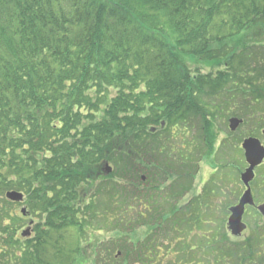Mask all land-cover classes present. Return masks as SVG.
I'll return each mask as SVG.
<instances>
[{
    "label": "trees",
    "instance_id": "1",
    "mask_svg": "<svg viewBox=\"0 0 264 264\" xmlns=\"http://www.w3.org/2000/svg\"><path fill=\"white\" fill-rule=\"evenodd\" d=\"M263 42L264 0H0V258L92 263L88 250L100 259L96 224L109 221V204L120 208L116 228H164L171 212L157 210L155 191L194 173L172 194L191 188L204 161L215 167L212 110L255 87L264 93ZM13 191L38 219L30 239L18 233L27 219L6 198ZM145 198L155 214L131 216ZM215 240L209 264H225L230 250ZM119 242L108 241L100 264H157L170 249L140 237ZM186 246L179 264L194 262Z\"/></svg>",
    "mask_w": 264,
    "mask_h": 264
},
{
    "label": "rangeland",
    "instance_id": "2",
    "mask_svg": "<svg viewBox=\"0 0 264 264\" xmlns=\"http://www.w3.org/2000/svg\"><path fill=\"white\" fill-rule=\"evenodd\" d=\"M195 67H194V69H195ZM201 68L202 69H200V72H202L203 74L216 73V71L219 70L218 68L210 69L207 66H201ZM261 68H262V71L259 74H261L260 79L262 81V85L260 86V88L263 89L264 88V60L263 59L261 60ZM220 69L224 70L225 68L223 66ZM233 82L235 84H237L239 87V82L236 79H233ZM254 90H255V92H245L246 94H244V95H242V93L238 94L240 96V98L236 99V103L234 104L233 107L232 106L229 108L221 107L219 109L213 108L212 111L214 112V115L212 117V121L214 123V125H213L214 133H215V135H217V138L219 137V142H221V141L225 142V146H227V143L230 139L236 137V130L239 128L241 123H243V121H245L246 118H247L246 124L243 128H240V133L237 136H242V138H244V137L247 138L249 136H254V133H253L254 131H257L258 134L259 133L261 134L262 130H264V93H260L259 91H257V87H255ZM244 98H247L248 100L244 99ZM260 98H262L263 100L258 101V99H260ZM242 99H244V100H242ZM222 100H223V102H225L227 99L225 98V96H223V97H221L220 101L222 102ZM250 117L257 120V121L252 122V123L249 122ZM232 119H235L239 122L237 124L236 130H234V131L231 128V120ZM194 132L195 131L192 128L189 129V131H188V136H189L190 141L192 139H194V138H192L194 135ZM176 134H178V131L176 132ZM216 141H217V139H216ZM182 144H183L182 139H180V137H179V139H177V137H176L174 142H173V146H175V148L177 150H180L182 148ZM216 147H217V145H216ZM177 155H178V151L174 152V156H177ZM217 155H218V150H217ZM211 163L212 162H210V161H204V164L202 165V167L201 168L198 167V169H196L195 176H193L194 182H195L194 183L195 188H193L194 189L193 194L189 197V199L193 198L197 195L195 190L201 189V188L203 189L205 187H208V189L210 187H212L213 189L216 190L217 194H219V191L221 190V188L226 189L230 193V192L234 191V188L239 187V183L236 182L237 179L234 178V176L232 175V173H233L232 168L230 169V177H228L229 173H227L228 172L227 169L231 165L230 163L228 165H226V169L223 171H221L220 166H222V165L220 164V157L219 156H218V162L217 161L214 162V165L216 168L213 165H211ZM190 167L191 166L189 165L186 167V169L187 170L191 169L192 167L191 168ZM181 170H183V167L181 168ZM193 174L190 173L189 176L183 175V176L174 177L164 184V188H162L163 190L161 189V191H155L156 195L159 194V197H154V199H153L158 204V206H157L158 210L160 207L162 208L165 205H167L169 203V201H172V203H173V201L175 200L174 198H172V196H176L175 193L172 194L173 191H175V189L173 188V183H175V181H179V180L181 181V179H184V178L185 179L186 178L192 179V177H190V176H192ZM216 174H219V175H216ZM214 175H216V180L214 181L215 183L210 182ZM221 177H223V182H221ZM142 178L146 179V177L144 175L142 176ZM149 185H150L149 183H147V185L146 184L142 185V186H146V187L142 188V190H140L139 193L144 194L147 191V189H149L148 188ZM216 186H217V188H216ZM202 189L200 191H202ZM176 190H177V192L182 193L183 190H186V189H184V188L181 189L182 192L179 188ZM203 191L204 192H201L202 194H208V193H206L207 190L203 189ZM135 192H137V191H135ZM177 192H176V194H177ZM146 198L143 200L144 203H142L138 207V209H139V210H137L138 213L136 211L133 214H131V216H135L134 214L136 213L138 218L141 217L142 214H145L146 217L151 218L153 216V214H155L156 211L153 210V205L151 206L148 203H146V202H151L150 198L147 200H146ZM207 198L209 199V196ZM189 199H187V200H189ZM222 201L223 200H221L218 195L214 196V197H210V199H209V204H212V207H211L212 219L209 220V223H212V226L208 225V230H209L208 237L211 238V236H212V238H216L219 241L220 245L224 246L225 249L231 248L230 251H232V249H233L232 247H234L233 245H235V244L231 238H229V240L233 243L229 242L226 238V236L230 232L228 231V228L226 225L227 223H225V222H227L226 221L227 218H226V215L224 217V212H223V208H222ZM184 203L185 202H183L181 205H183ZM224 203H225V205H227V204H230L231 202H230V200H228L226 202L224 201ZM102 207H101V209H102ZM122 208L126 210V207H122ZM16 209H17L16 211H17L18 215H22L21 211L23 209H25V210L27 209V211H28V213L25 214V218L27 219V222H25L23 227L19 230V232H18L19 235L22 237L21 233L24 231H28V230H31L33 233H36L35 232V230H36L35 226L38 223V219L30 216L26 201L23 204H17ZM119 209H120L119 207H115L112 204L107 205L106 210H108V212H110L109 221H107L106 224L105 223H99V222H97V224H96L97 234L99 236V239L102 241L99 243V244H101L100 245L101 247L99 248L100 249L99 251H101V253L99 252L101 260H104V261L106 260L107 255L104 253V250L106 249V247L108 248V241H115V240L119 239V241H120L119 244H121V242L123 241L122 244H125V246H127V244H128V246H130V243L137 242L139 237H140L141 242H146L148 240L149 241H155L156 240L157 243L163 242L166 247H168V246L170 247V249H167V250H164L161 252L162 260H161V263H157V264H179L178 261L181 259V257L183 258V256L184 257L186 256V255L181 253V252H183V251L185 252V250H187L186 249L187 246L184 243L187 240L185 237L186 235L181 234V236H179L178 239H175L171 242L173 234L172 235L169 234L170 235V239H169V235H168L169 230L166 229V226L170 223V221L164 222V228H161L160 230L155 229V231H152V232L149 231V235H148L149 229L146 230V228L142 227V225H141L137 231V233L139 235L138 234L136 235L135 231L130 232L129 229H126V231H124V229L116 228L117 226L114 225L113 221H114L116 215L112 211H116ZM100 218H102V217H100ZM209 219H210V217H209ZM124 233H126V234L123 236ZM198 234L200 236L199 232H195L193 234V236L196 237ZM147 235H148V237H146ZM162 236H164V239L162 238ZM165 237H166V239H165ZM217 240H215V241H217ZM127 241H128V243H127ZM206 242H207V240L204 239L203 243H206ZM182 244H183L182 248H184L185 250H182V249L179 250L178 249L182 246ZM201 245H203L202 242L200 243V246ZM204 246H206V245L204 244ZM94 249H96V248H94ZM93 252H94L93 249H91V251L88 250V253L93 255V258L91 257L92 263H88V264H95L96 262H98V264H100V262H99L100 259L98 258L99 255L96 256L97 252H94V253ZM117 252L122 254V252L119 250H117ZM234 253H235V251H234ZM87 255L84 257V259L87 257ZM123 256L119 255V257H121V258ZM79 259L80 258H78V260ZM240 259L241 258H239L237 261L239 262ZM234 260L235 259L227 258V261L225 264H234L233 263ZM237 261H235V264H237ZM102 263L105 264L104 262H102ZM198 263H199L198 261H194V262H191L188 264H198ZM247 263L248 262H246L245 264H247ZM0 264H9V263L7 262V260L4 257H2V258H0ZM242 264H244V261L242 262Z\"/></svg>",
    "mask_w": 264,
    "mask_h": 264
},
{
    "label": "flooded vegetation",
    "instance_id": "3",
    "mask_svg": "<svg viewBox=\"0 0 264 264\" xmlns=\"http://www.w3.org/2000/svg\"><path fill=\"white\" fill-rule=\"evenodd\" d=\"M251 120V121H250ZM247 118L239 128L236 130V137L228 141L227 146L225 142H219V137L217 138V148L218 156L220 157L221 171L226 169V165L231 164L228 167V177H230V169L232 168V175L237 179L236 182L239 183L238 188H234V191L228 192L226 189L219 191V197L222 201V208L224 212V217L227 218V228L229 218L232 216V208H239V213L243 207L242 213V224L245 226V229L241 231L237 236H233L232 233H229L226 238L229 242V238L234 241L232 251H230L226 258L235 259L239 262L237 264H244L248 262L249 264H264V159L263 162L254 169L253 179L250 181L247 186L243 177L247 170L250 168V165L246 158V151L244 149V144L248 139H257L260 141L261 145L264 147V130L259 135L257 131H254V136H249L247 138H242V136H237L240 133V128H243L246 124ZM257 120L249 118V122H255ZM221 182H223V177H221ZM202 189V188H201ZM250 190L251 201H246L244 206H242L243 199L246 193ZM182 192V190H181ZM198 198L201 196L202 204H195L194 199L189 197L193 194V189L188 188L183 190L182 193L175 194L172 196L175 200L171 201V205L162 207L163 209L171 212L169 216L170 226H171V235L172 239H178L181 234L186 235V243L192 245L191 253L194 255L192 257L198 258L203 261L202 264H209V204L206 194H202L200 189L195 191ZM200 192V193H199ZM189 199V200H187ZM230 200V204L225 205L224 201ZM185 202L183 205H181ZM151 209V208H150ZM158 210V208H157ZM161 207L159 211L161 212ZM196 210V214H194ZM144 216V215H143ZM146 218V216H144ZM202 218V223L195 224V218ZM199 232V234L194 237L193 234ZM231 234V235H230ZM183 237V236H182ZM204 239L207 240L206 243H203ZM202 242L203 245L200 246ZM233 243V242H231ZM204 244L206 246H204ZM226 250H231L228 248ZM235 251V253H234ZM239 257V258H238ZM247 263V264H248Z\"/></svg>",
    "mask_w": 264,
    "mask_h": 264
},
{
    "label": "water",
    "instance_id": "4",
    "mask_svg": "<svg viewBox=\"0 0 264 264\" xmlns=\"http://www.w3.org/2000/svg\"><path fill=\"white\" fill-rule=\"evenodd\" d=\"M238 123L239 122L235 119L231 120V128L233 131L236 130ZM244 149L246 150V158L250 165V168L247 170L246 174L243 177L246 185L248 186L250 181L253 179L254 169L259 166L264 159V148L261 146V143L258 140L250 139L246 141ZM7 198L12 202L17 203L22 202L24 199L23 195L18 192L8 193ZM246 201H251L250 190L246 193L242 202V206H244ZM22 212L23 214H25L26 210L24 209ZM232 213L233 214L229 220V228L234 235H238L241 231L245 229V226H243L241 222L243 207L240 213L239 208H233ZM24 236L26 235L24 234Z\"/></svg>",
    "mask_w": 264,
    "mask_h": 264
}]
</instances>
